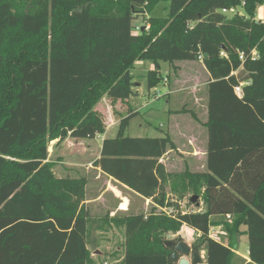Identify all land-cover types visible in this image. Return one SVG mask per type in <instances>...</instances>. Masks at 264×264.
Returning <instances> with one entry per match:
<instances>
[{
	"label": "trees",
	"instance_id": "obj_1",
	"mask_svg": "<svg viewBox=\"0 0 264 264\" xmlns=\"http://www.w3.org/2000/svg\"><path fill=\"white\" fill-rule=\"evenodd\" d=\"M263 4L0 0V264H97L88 247L96 223L86 204L88 179L57 177L50 143L103 134L95 106L105 96L126 100L134 94L136 61L156 65L147 75L154 88L165 79L161 62L198 61L199 53L211 76L208 172H167L160 159L176 148L171 137L127 135L131 114L121 119L116 137L103 141L94 162L155 205L179 210L168 215L153 207L114 217L125 234L124 255L114 264H179L165 240L183 226L200 233L191 246L199 256L205 250L200 263L243 260L235 251L244 234L247 264H264V22L254 21ZM231 7L243 15L222 12ZM140 17L147 22L135 31ZM254 48L256 60L239 58ZM246 80L238 95L235 87ZM168 182L176 200L186 198L187 212L168 198ZM218 225L227 244L209 234Z\"/></svg>",
	"mask_w": 264,
	"mask_h": 264
},
{
	"label": "crops",
	"instance_id": "obj_2",
	"mask_svg": "<svg viewBox=\"0 0 264 264\" xmlns=\"http://www.w3.org/2000/svg\"><path fill=\"white\" fill-rule=\"evenodd\" d=\"M136 25V21H134ZM141 60L136 61L131 73L134 76L135 86L134 94L126 100L113 101L114 106H110V115H107L106 129L100 137L95 138H73L67 137L61 141L58 139L52 141L50 160L54 162V173L57 177L78 178L85 176L88 179L86 187V204L95 220L92 233L98 235V238H104L105 235L111 233L122 232L123 242L118 249L113 252L114 261L112 264L119 262L124 255L125 234L123 228H118L113 224L114 217H124L128 215H136L146 213L149 208L157 207L150 198H145L127 185L114 179L111 175L105 173L100 167L95 166L94 162L101 157L103 141L108 138L117 136L118 127L121 119L128 115L134 117L130 120L127 135L129 136H149L161 137L166 133L169 134L176 148L169 149L162 157L161 162L165 165L169 173H182L188 170L193 173L208 172V151H209V88L208 84L211 76L203 62L199 61H176L168 63L165 79L163 80L168 91L167 97L168 107L163 109L166 117V123H160L161 129L165 128L161 134L153 135L147 132L148 121H137L140 107L134 103V99L138 98L139 90L136 76L133 73L137 64ZM188 65V67H184ZM202 65V66H201ZM160 63V71H161ZM237 74L240 69L236 71ZM236 74V75H237ZM149 102H151L149 100ZM134 103V106H133ZM148 103V102H147ZM121 107V109H120ZM156 109H151L155 111ZM135 119V120H134ZM148 122V123H147ZM152 125V123H150ZM130 128V130H129ZM134 131H136L134 133ZM151 134V135H149ZM167 196L171 201H175L183 205L184 200H176L175 194L171 191L170 182L166 185ZM200 208L204 206L200 203ZM184 207V206H183ZM157 211H159L157 207ZM214 221L224 219L222 216H213ZM226 219H228L226 217ZM105 223L111 224L107 230L101 229L100 226ZM217 231L225 233L226 231L221 225L212 226ZM247 228L241 227L242 231ZM187 231L188 234L183 236L185 242L192 246L189 237L194 234L196 237L200 233L192 228L183 226L180 233ZM92 234L89 249L95 243V237ZM224 235L222 234V237ZM241 235L238 250L235 252L243 260L237 258L236 264H247L251 261L249 258V250L240 251L243 237ZM187 238V239H186ZM249 242V238H248ZM201 258H205V250L201 251ZM200 263V264H204ZM191 264V262H190Z\"/></svg>",
	"mask_w": 264,
	"mask_h": 264
},
{
	"label": "rangeland",
	"instance_id": "obj_3",
	"mask_svg": "<svg viewBox=\"0 0 264 264\" xmlns=\"http://www.w3.org/2000/svg\"><path fill=\"white\" fill-rule=\"evenodd\" d=\"M156 12L158 14L161 13V7L158 6ZM256 16L262 17L264 16V4L259 6L256 10ZM136 21V25L140 26L144 23L147 22V18L146 17H140L138 19L135 20ZM137 31V30H135ZM200 61L197 63L199 64ZM161 73L163 76H166V69L168 68V63L167 62H161ZM202 66V65H201ZM156 65L150 61V60H141V62H139L136 66V70H134V74L136 76V82L138 83V90H139V96L138 98L134 99V103L137 102V106L140 107V111L138 114V117L135 118V122L137 121H148L147 123L149 124L148 127H146L148 130L145 133H151L153 135H157V134H161L162 131L165 129H161L160 127V123H166V117L165 114L163 113V109L168 107L167 104V97L165 96L166 92L169 90L168 87H166V85L164 84V82L162 81L158 86L154 87V88H149L147 85V75L148 72L150 70L155 69ZM184 67H188V65H184ZM149 100L151 102H149ZM113 101H117V100H113L111 98L108 97H103L95 106V110L96 112H98V114L101 115L104 123L107 120V115H110V106L113 105L114 106V110H116L115 107V103H113ZM148 102V103H147ZM133 103V106H134ZM156 109L154 112L151 111V109ZM121 109V107H120ZM152 123V125L150 124ZM106 124V123H105ZM106 126V125H105ZM130 130V128H129ZM136 131H134L135 133ZM149 134V135H151ZM51 145L52 142L50 143L49 146V155L51 153ZM50 158V157H49ZM171 199V198H170ZM186 205V202H183V206ZM184 208V207H183ZM194 208L189 207V209ZM151 211V208H149V210L146 213H149ZM212 234L214 236L218 235L217 230L215 229V227H211ZM95 237V243L92 244L90 246V250L92 252V256L96 259L97 264H112L114 261V253L116 249H118L120 247V245L123 242V234L122 232L120 233H114V236L111 235V233L107 234L104 236V238H98L96 234L92 233ZM187 233V231H185V233L181 234L180 232L177 234H169L168 235V239H174L176 237H182L183 240H185V238L183 236H185ZM183 235V236H182ZM197 237L192 234L191 237H189L191 242H194V240ZM187 239V238H186ZM242 242H241V246H240V251L241 252H246L247 248H248V237H243L242 238ZM221 241L225 244H227L230 240L229 238L224 235L221 239ZM200 264V263H199Z\"/></svg>",
	"mask_w": 264,
	"mask_h": 264
},
{
	"label": "built area",
	"instance_id": "obj_4",
	"mask_svg": "<svg viewBox=\"0 0 264 264\" xmlns=\"http://www.w3.org/2000/svg\"><path fill=\"white\" fill-rule=\"evenodd\" d=\"M147 1H148V0H147ZM222 12L225 13V14H228V15H234V14L243 15L242 10L239 9V8H237V7L223 8V9H222ZM254 21H256V22H264V16L259 17V16H256V15H255V17H254ZM136 30L139 31V30H140V26H136ZM221 56H226V57H227V55H226L224 52L221 53ZM258 57H259V54H258V50H257L256 48H254V49L251 51L250 54H246V53H244V52H240V53H239V58H240L243 62L246 61L247 59L256 60ZM203 60H204V55H203V53H199V54H198V61L203 62ZM234 74H237V72L235 71ZM248 83H250V81H247V80H246V81H241V82L235 87V92H236L238 95H240L241 92H242V87H243L244 85L248 84ZM97 136L100 137V134L97 135ZM179 205H180V204H179ZM157 207H158L159 211H164V212H165L166 214H168V215H172V214H174L175 212L179 211L176 207H174V206H169V205H164V206H159V205H157ZM180 211L183 212V213L187 212L186 209L183 208V205H180ZM227 218H231V217H230L229 215H227ZM212 231H213V230L210 229L209 234H210L211 237L215 238L216 240H220V241H221V239H222V234L225 235V233H222L221 231H217V232H218V233H217L218 235L214 236V235L212 234ZM204 264H207V263H204Z\"/></svg>",
	"mask_w": 264,
	"mask_h": 264
},
{
	"label": "water",
	"instance_id": "obj_5",
	"mask_svg": "<svg viewBox=\"0 0 264 264\" xmlns=\"http://www.w3.org/2000/svg\"><path fill=\"white\" fill-rule=\"evenodd\" d=\"M199 199L198 195H194L191 198V202L195 203ZM167 247H173V258L178 261L179 264H199L201 262V256L193 252L192 247L184 240L177 242L174 239L165 240Z\"/></svg>",
	"mask_w": 264,
	"mask_h": 264
},
{
	"label": "clouds",
	"instance_id": "obj_6",
	"mask_svg": "<svg viewBox=\"0 0 264 264\" xmlns=\"http://www.w3.org/2000/svg\"><path fill=\"white\" fill-rule=\"evenodd\" d=\"M181 264H183V262H181Z\"/></svg>",
	"mask_w": 264,
	"mask_h": 264
}]
</instances>
